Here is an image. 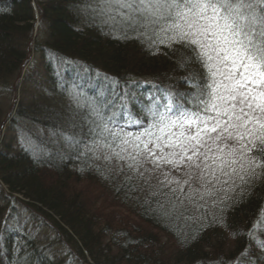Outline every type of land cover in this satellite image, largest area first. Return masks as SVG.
Listing matches in <instances>:
<instances>
[{"label": "trees", "instance_id": "16d2710c", "mask_svg": "<svg viewBox=\"0 0 264 264\" xmlns=\"http://www.w3.org/2000/svg\"><path fill=\"white\" fill-rule=\"evenodd\" d=\"M99 1L0 0V138L3 95L12 93L36 30L45 73L41 89L26 87L12 121H23L39 147L0 141V264H65L73 256L67 245L80 264H264V168L244 181L217 173L221 182L211 180L206 195L200 177L172 179L164 176L171 164L150 159L130 168L108 140L93 144L90 101L111 100L103 108L109 127L135 136L151 119L149 97H184L196 91L193 78L208 77L184 43L170 42L158 25L109 23ZM248 155L259 160L256 150ZM84 185L99 187L91 208ZM18 204L31 217L20 218Z\"/></svg>", "mask_w": 264, "mask_h": 264}, {"label": "snow or ice", "instance_id": "6c2138e0", "mask_svg": "<svg viewBox=\"0 0 264 264\" xmlns=\"http://www.w3.org/2000/svg\"><path fill=\"white\" fill-rule=\"evenodd\" d=\"M105 3L127 9L124 19L132 24L158 25L170 42L191 48L192 59L207 69L208 77L193 78L196 91L184 97L171 93L149 97L145 107L151 119L135 136L109 127L114 121L105 117L103 108L111 100L99 101V106L90 101L96 116L93 132L98 138L93 144L99 147L108 140L105 147L120 149L114 153L116 157L123 160L121 153L128 154L133 161L130 168L149 159L157 166L195 168L206 195H211L208 185L213 179L220 183V176H239L244 181L257 168H264V0ZM189 95L191 99H187ZM253 150L259 160L248 155Z\"/></svg>", "mask_w": 264, "mask_h": 264}, {"label": "rangeland", "instance_id": "374dc122", "mask_svg": "<svg viewBox=\"0 0 264 264\" xmlns=\"http://www.w3.org/2000/svg\"><path fill=\"white\" fill-rule=\"evenodd\" d=\"M99 12L102 11L104 13L105 18L107 19L106 21L109 23H115L117 22L118 18H124V16L128 15V10L127 9H118L115 7H109V5H107L105 3V0H100L99 1ZM97 5V6H99ZM36 25H38V20H36ZM37 37V30L34 32V36H33V40L31 42L30 45V52L26 58L25 63L23 64V66L21 67V75H17L16 79L14 80L13 83V90L12 93H7L3 95V102L5 103V107H7L6 110V115L4 118L5 124H4V130H3V134L0 138V141L2 139L5 138H9L10 140L12 139V143L15 144L13 146H16V143L20 141V143L22 142L23 144H25L26 146H28L30 149H35V147H39L38 144V140L36 137L31 136V135H25V131H28L23 124V121L16 123H13V119L16 117V109L17 106L20 102L21 99H23L24 95H26V87L31 89V91L33 90V92H36L37 90L41 89V82H43L44 79V71L43 68L39 69V67L37 68V65L40 64V62H43L40 59V56L38 57L36 55L35 49H34V41L36 40ZM36 61V64L33 66L32 64H34V62ZM63 61L58 62V64L56 65V68L59 69L61 68V66ZM62 64V65H59ZM33 67V72L29 71L30 68ZM83 68V67H82ZM37 69V71H36ZM84 69V68H83ZM30 72V73H29ZM90 72V71H86ZM97 74L99 75H104L103 72H99L96 71ZM26 73H29V78L30 81L27 82V84L24 81V77L26 75ZM104 78V76H103ZM104 80V79H103ZM102 81V79H101ZM65 82V81H64ZM27 96V95H26ZM29 99V98H28ZM169 175L172 179L174 178H178V179H182V178H193V177H199V172L197 169L193 168L191 170L188 169V167L186 165H178L176 167H173L171 169H167L166 172L164 173V176ZM86 182V181H85ZM82 183V184H85ZM77 188H81L80 186H77ZM99 187H97L96 185L93 186H88L84 185V189H83V195L85 197H88L90 200V204H89V208L92 207V205H94L95 201L97 200L96 198H92L90 196L96 195L99 193ZM16 197H18V199H21L22 196L20 194H16ZM99 197V196H98ZM107 197V194L105 195V198ZM100 199V198H99ZM101 203V202H100ZM21 206V204H20ZM98 206V205H97ZM22 207V206H21ZM20 207V208H21ZM16 212H18V216L22 219L27 218V217H31L29 216L27 212H25L23 209L19 210V204L15 205L13 207ZM44 235V234H43ZM46 235V234H45ZM44 235V236H45ZM46 240L48 239L47 236L44 237ZM117 241V239L115 240ZM69 248V251L73 254L72 258L67 259V261L65 262V264H80V262L78 260L81 261L78 252L74 249V247H72L71 245H67ZM78 259V260H77Z\"/></svg>", "mask_w": 264, "mask_h": 264}, {"label": "bare ground", "instance_id": "6f19581e", "mask_svg": "<svg viewBox=\"0 0 264 264\" xmlns=\"http://www.w3.org/2000/svg\"><path fill=\"white\" fill-rule=\"evenodd\" d=\"M37 18H38V12H37ZM37 20L39 21V18Z\"/></svg>", "mask_w": 264, "mask_h": 264}, {"label": "water", "instance_id": "95a60500", "mask_svg": "<svg viewBox=\"0 0 264 264\" xmlns=\"http://www.w3.org/2000/svg\"><path fill=\"white\" fill-rule=\"evenodd\" d=\"M22 70V69H21ZM21 70H20V73H19V75L18 76H20L21 75Z\"/></svg>", "mask_w": 264, "mask_h": 264}]
</instances>
